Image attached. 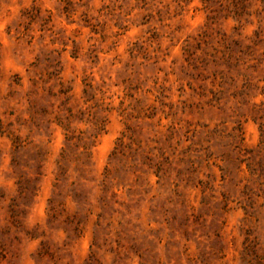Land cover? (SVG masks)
Masks as SVG:
<instances>
[{
  "label": "rangeland",
  "instance_id": "obj_1",
  "mask_svg": "<svg viewBox=\"0 0 264 264\" xmlns=\"http://www.w3.org/2000/svg\"><path fill=\"white\" fill-rule=\"evenodd\" d=\"M0 264H264V0H0Z\"/></svg>",
  "mask_w": 264,
  "mask_h": 264
}]
</instances>
